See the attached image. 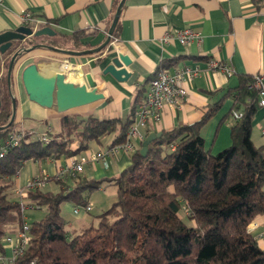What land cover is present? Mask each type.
<instances>
[{
  "label": "trees",
  "instance_id": "16d2710c",
  "mask_svg": "<svg viewBox=\"0 0 264 264\" xmlns=\"http://www.w3.org/2000/svg\"><path fill=\"white\" fill-rule=\"evenodd\" d=\"M96 35L97 30L77 31L71 36L56 34L45 43L64 51L83 52L93 47L84 39ZM177 63L176 59L164 61L148 83L160 70ZM146 91L138 90L126 121L66 114L60 119L57 134L48 131L42 136L19 127L15 120L10 124L12 94L4 79L0 108V154L4 152L0 156V254L6 255V238L22 229L24 203L45 214L27 220L30 241L13 264H264V249L250 232V225L264 215V145L257 146L252 140L253 120L260 108L254 77H242L239 85L200 121L163 130L148 145L145 155L141 153L143 144L136 147L130 153V165L119 175L95 179L81 173L59 178L61 189L57 193L27 189L24 199H14L16 179L26 162L72 157L109 136H113L110 147L124 144ZM227 98L233 101L229 113L232 143L212 154L206 149L202 130ZM235 111L242 116L234 119ZM16 131L23 133L19 144L7 147L8 137ZM104 182L116 188V196L107 211L96 216L97 225L68 230L63 205L87 206L89 196Z\"/></svg>",
  "mask_w": 264,
  "mask_h": 264
},
{
  "label": "crops",
  "instance_id": "0c3cea01",
  "mask_svg": "<svg viewBox=\"0 0 264 264\" xmlns=\"http://www.w3.org/2000/svg\"><path fill=\"white\" fill-rule=\"evenodd\" d=\"M120 1L2 0L0 34L19 27H29L23 24L22 16L31 13L37 21L43 23L39 29L42 26L51 27L57 34L71 36L77 31L89 33L97 30L96 37L84 39L93 46L86 49H95L106 41ZM186 28L200 33L202 41L182 45L176 34ZM114 33L116 36L113 34L111 45L97 54L75 57L47 48H38L25 54L14 74L11 88V94L16 100L15 122L19 123V127L35 132L40 125H46L47 131H43L42 136L48 131L57 134L60 131V119L66 114L80 117L93 115L100 119L120 118L126 121L131 116L138 90L146 88L148 92L149 78L162 67L164 61L171 59L178 61L175 67H197L199 75L187 82L188 95L179 105L166 106L159 122L149 123L147 128L141 129L144 136L200 121L230 89L239 85L242 77L255 78L260 75L264 87V0H126ZM168 35L170 38H167ZM51 38L43 36L33 44L27 40L23 45L31 47L34 44H46ZM120 53L132 61L126 68L132 76L123 83L102 74L111 59ZM65 60L76 65L71 69L74 73L69 74L71 70H64ZM210 60L230 66L234 74L228 77L220 70L210 69ZM33 63L51 78L64 72L68 81L77 83H84L89 69L99 71L98 74H90L104 80L107 95L103 97L98 92L100 98L97 102L65 113H59L56 108H43L29 100L22 84V70ZM232 106V99L227 98L202 130L206 149L212 154L219 153L232 143L233 121L229 115ZM263 126L264 107H260L252 128V140L257 146L264 145ZM112 141L113 136H109L102 143L93 142L88 150L72 157L26 162L16 179L14 199L26 197L27 184L34 178L46 179L42 187H48L45 191L59 192L61 185L57 175L61 168L69 166L75 159L84 161L82 175L87 178L102 179L119 175L130 165V153L117 147L114 150V147H110ZM142 144L135 141L136 147ZM98 152H103L105 157L95 162L93 158ZM48 178L52 180L47 181ZM115 196L116 188L104 182L99 190L89 196L92 205L90 212L79 210L75 214L76 208L72 204H64L63 215L68 230L78 231L94 224L96 216L107 211ZM34 210L40 211L38 208ZM94 210L97 213L95 216L90 214ZM35 214L38 219L42 217L40 213ZM73 218L80 221L76 222ZM263 231L264 215L250 225V232L262 249ZM15 246V242L4 243L6 257H12Z\"/></svg>",
  "mask_w": 264,
  "mask_h": 264
},
{
  "label": "water",
  "instance_id": "95a60500",
  "mask_svg": "<svg viewBox=\"0 0 264 264\" xmlns=\"http://www.w3.org/2000/svg\"><path fill=\"white\" fill-rule=\"evenodd\" d=\"M126 0H121L116 10L113 23L109 29L106 41L99 47L83 52L64 51L47 44H37L31 47L23 45L27 40H33L43 36L54 37L56 32L51 27H43L33 31L30 27H19L0 34V108L2 106L3 82L6 79L7 86L11 91L13 77L19 64L25 54L38 48H47L69 56L81 57L89 54H97L107 49L111 45L115 28L119 22L122 9ZM131 59L124 54H117L111 59L105 69L103 76L110 75L117 82H127L131 78V73L127 67L131 65ZM74 73L70 71L69 74ZM90 73L98 74L99 71H92L86 75L84 83L68 81V76L64 72L57 73L54 78L49 77L42 72L36 64H30L21 72L22 84L30 101L39 106L52 109L56 108L59 113H65L73 109L81 108L93 104L99 100L98 92L105 97L107 87L103 79L93 77ZM13 114L10 124L15 120L16 100L12 96ZM162 133H152L143 142L141 153L145 155L148 151V145Z\"/></svg>",
  "mask_w": 264,
  "mask_h": 264
},
{
  "label": "built area",
  "instance_id": "2783aa9c",
  "mask_svg": "<svg viewBox=\"0 0 264 264\" xmlns=\"http://www.w3.org/2000/svg\"><path fill=\"white\" fill-rule=\"evenodd\" d=\"M2 0H0V4ZM22 21L24 25H28L33 31L38 30L39 26L43 23L36 20V18L31 13H24L22 16ZM177 39L182 45H187L191 42H201L202 35L190 28L180 30L176 34ZM167 38H170L168 35ZM76 65L65 60L63 62V68L66 72L71 70ZM209 67L212 70H220L224 72L228 77L234 74V70L227 65H224L216 60L209 61ZM199 69L197 67H191L190 65H182L180 67H172L169 69H162L158 72L157 76L150 82L149 90L146 93L144 100L138 105L135 113V122L130 127L127 133V141L117 146V148L124 149L126 152H133L136 149L135 141H140L141 143L145 141L147 136L142 135L141 129L147 128L149 123H156L161 120L162 112L166 106L176 107L179 103L184 100L188 95L187 82L192 81L194 78L198 77ZM255 87L259 91L260 102L259 106L264 107V87L263 79L260 75L255 76ZM242 116L241 112H233V118L238 119ZM262 135L264 136V126L262 128ZM23 133L13 132L6 141V146H16L19 144ZM44 141H47L46 137H43ZM6 148V147H5ZM114 150H117L114 147ZM4 152L0 154L3 156ZM105 154L103 152H98L94 156V161L98 162L100 159L104 158ZM84 171V161H77L76 159L71 162V164L65 168H61L57 179L64 177H74L77 174H81ZM45 178H34L31 179L26 189L42 188L45 184ZM28 207L21 203V211L26 215ZM79 210L85 212H90L92 210V205L89 203L87 206L79 207L74 210L75 214L79 213ZM25 222L22 229L19 230L14 236H9L6 238L8 243H16L13 250L12 257L8 258L6 255L0 254V264H13L16 256L21 254L25 246L30 241L29 236V224L27 222V216H24ZM264 236V231L261 234ZM33 264V263H32Z\"/></svg>",
  "mask_w": 264,
  "mask_h": 264
},
{
  "label": "rangeland",
  "instance_id": "374dc122",
  "mask_svg": "<svg viewBox=\"0 0 264 264\" xmlns=\"http://www.w3.org/2000/svg\"><path fill=\"white\" fill-rule=\"evenodd\" d=\"M47 126L46 125H40L39 127H38V129H37V131H36V133L38 134V135H42L43 134V131H47ZM44 190H48V187H46V188H43ZM111 189V188H110ZM56 192H58V190H56ZM95 193V192H94ZM35 213H40L42 216L45 214V211H43V210H34V209H28L27 211H26V216H27V220L28 221H34V220H37L38 218L36 217V214ZM91 215H93V216H95L97 213H96V211L94 210L92 213H90ZM67 218H69V216H67ZM73 220H75L76 222H79L80 220H78V219H75V218H73ZM97 223H98V221H97V219L95 218V225H97ZM68 224V223H67ZM68 226V225H67ZM69 227V226H68ZM67 227V229H69Z\"/></svg>",
  "mask_w": 264,
  "mask_h": 264
}]
</instances>
